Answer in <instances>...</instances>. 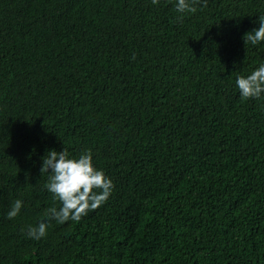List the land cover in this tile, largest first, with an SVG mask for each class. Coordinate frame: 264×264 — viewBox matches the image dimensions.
Wrapping results in <instances>:
<instances>
[{"label": "trees", "instance_id": "obj_1", "mask_svg": "<svg viewBox=\"0 0 264 264\" xmlns=\"http://www.w3.org/2000/svg\"><path fill=\"white\" fill-rule=\"evenodd\" d=\"M0 264H264V0H0Z\"/></svg>", "mask_w": 264, "mask_h": 264}]
</instances>
